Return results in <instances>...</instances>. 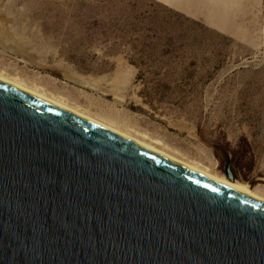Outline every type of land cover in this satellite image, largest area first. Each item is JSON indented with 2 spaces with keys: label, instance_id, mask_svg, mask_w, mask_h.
Instances as JSON below:
<instances>
[{
  "label": "rangeland",
  "instance_id": "374dc122",
  "mask_svg": "<svg viewBox=\"0 0 264 264\" xmlns=\"http://www.w3.org/2000/svg\"><path fill=\"white\" fill-rule=\"evenodd\" d=\"M3 67L264 194V0H0Z\"/></svg>",
  "mask_w": 264,
  "mask_h": 264
},
{
  "label": "water",
  "instance_id": "95a60500",
  "mask_svg": "<svg viewBox=\"0 0 264 264\" xmlns=\"http://www.w3.org/2000/svg\"><path fill=\"white\" fill-rule=\"evenodd\" d=\"M0 264H264V203L0 81Z\"/></svg>",
  "mask_w": 264,
  "mask_h": 264
},
{
  "label": "bare ground",
  "instance_id": "6f19581e",
  "mask_svg": "<svg viewBox=\"0 0 264 264\" xmlns=\"http://www.w3.org/2000/svg\"><path fill=\"white\" fill-rule=\"evenodd\" d=\"M4 68V67H3ZM6 69V67L4 68ZM4 69H0V81L13 86L21 91H24L32 96H35L45 102H48L56 107H59L71 114H74L88 122H91L107 131H110L124 139H127L141 147H144L158 155H161L177 164H180L194 172H197L205 177H208L216 182H219L227 187H230L238 192H241L249 197H252L260 202L264 203V194H260L262 190H260V192L258 193V190L256 191V189L251 190L250 187L246 184H242L239 182H233L230 181L228 179H225L223 177H218L215 176L213 174H211V172L209 171V169L207 168V166H203V164L199 163V161H195L192 159H189L187 157H185L183 155L182 152H179L177 149L172 148V146H168V144L164 143L163 140H160L156 137H153L150 134H147L145 132L139 131L137 130V127L134 128V126H132V123L127 124L128 122H125V120L123 122L118 121V117L116 114H111V117H107L104 116V114H97L95 112H92L91 108L86 109L85 107H83L82 104H77L76 102H73V100L75 99H71L72 96L70 95L68 99V96L66 98V96H64V92L63 93H59L56 92L58 91L56 89V91H51L49 89H47L48 87H45L44 85H41V83L38 81V83L36 81H30L32 79H29V81H27V79H25L26 76L23 77H19L21 73L19 74H15V75H10L6 73V71H4ZM18 72V71H17ZM14 73V72H13ZM19 75V76H17ZM28 78V77H27ZM30 78V77H29ZM99 78H92L89 81H75L77 83L82 84V87H89V88H96L97 86L95 84L100 83L101 81H97ZM113 80V79H112ZM113 83L116 82L112 81ZM123 81H117L118 83L122 84ZM126 82V81H125ZM111 83V82H110ZM114 85V87H115ZM111 87V86H110ZM117 87V86H116ZM119 87H117L116 89H118ZM114 90V89H113ZM112 90V96L114 99H117V93L115 92V90ZM62 92V91H60ZM109 91H106L103 94H110ZM63 94V95H62ZM69 95V94H68ZM119 100V99H118ZM77 101V100H76ZM79 103V102H78ZM82 105V106H81ZM94 111V110H93ZM96 111V110H95ZM98 112V111H96ZM101 113V111H100ZM103 113V112H102ZM110 114V113H109ZM114 115V116H113ZM115 117L116 119L112 118ZM122 118V117H121ZM119 118V120L121 119ZM162 139V138H161ZM182 153V154H181ZM256 191V192H255ZM264 193V192H263Z\"/></svg>",
  "mask_w": 264,
  "mask_h": 264
}]
</instances>
